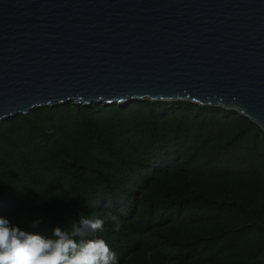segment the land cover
<instances>
[{"label": "trees", "instance_id": "1", "mask_svg": "<svg viewBox=\"0 0 264 264\" xmlns=\"http://www.w3.org/2000/svg\"><path fill=\"white\" fill-rule=\"evenodd\" d=\"M238 146L229 165L250 168H219ZM79 213L104 221L117 264H264V132L189 101H69L4 119L0 217L47 236Z\"/></svg>", "mask_w": 264, "mask_h": 264}, {"label": "water", "instance_id": "2", "mask_svg": "<svg viewBox=\"0 0 264 264\" xmlns=\"http://www.w3.org/2000/svg\"><path fill=\"white\" fill-rule=\"evenodd\" d=\"M143 100L219 106L264 132V0H0V125Z\"/></svg>", "mask_w": 264, "mask_h": 264}, {"label": "clouds", "instance_id": "3", "mask_svg": "<svg viewBox=\"0 0 264 264\" xmlns=\"http://www.w3.org/2000/svg\"><path fill=\"white\" fill-rule=\"evenodd\" d=\"M103 225L101 218L79 213L70 227H54L45 236L10 226L0 217V264H117V254L97 235ZM119 227L115 224L114 230Z\"/></svg>", "mask_w": 264, "mask_h": 264}, {"label": "rangeland", "instance_id": "4", "mask_svg": "<svg viewBox=\"0 0 264 264\" xmlns=\"http://www.w3.org/2000/svg\"><path fill=\"white\" fill-rule=\"evenodd\" d=\"M240 151H241V147L238 146L235 149L222 154L219 158L220 162L222 163L221 165H219V168H222V169L230 168L231 170L237 171V172H241L245 169L250 168L251 165L249 163L239 165V166L229 165L230 161L234 160L236 156L240 153Z\"/></svg>", "mask_w": 264, "mask_h": 264}]
</instances>
